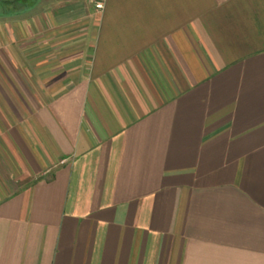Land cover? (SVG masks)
Listing matches in <instances>:
<instances>
[{"label": "crops", "instance_id": "0c3cea01", "mask_svg": "<svg viewBox=\"0 0 264 264\" xmlns=\"http://www.w3.org/2000/svg\"><path fill=\"white\" fill-rule=\"evenodd\" d=\"M0 0V264H264V0Z\"/></svg>", "mask_w": 264, "mask_h": 264}, {"label": "built area", "instance_id": "2783aa9c", "mask_svg": "<svg viewBox=\"0 0 264 264\" xmlns=\"http://www.w3.org/2000/svg\"><path fill=\"white\" fill-rule=\"evenodd\" d=\"M107 0H92L91 3L95 12L102 13L106 8Z\"/></svg>", "mask_w": 264, "mask_h": 264}, {"label": "rangeland", "instance_id": "374dc122", "mask_svg": "<svg viewBox=\"0 0 264 264\" xmlns=\"http://www.w3.org/2000/svg\"><path fill=\"white\" fill-rule=\"evenodd\" d=\"M0 9H1V4H0Z\"/></svg>", "mask_w": 264, "mask_h": 264}]
</instances>
